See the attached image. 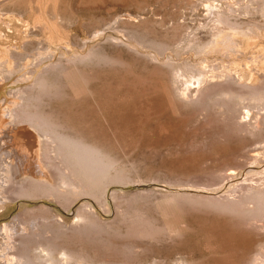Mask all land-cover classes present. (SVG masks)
<instances>
[{
  "label": "rangeland",
  "instance_id": "1",
  "mask_svg": "<svg viewBox=\"0 0 264 264\" xmlns=\"http://www.w3.org/2000/svg\"><path fill=\"white\" fill-rule=\"evenodd\" d=\"M0 135V264L263 261L264 0H0Z\"/></svg>",
  "mask_w": 264,
  "mask_h": 264
},
{
  "label": "bare ground",
  "instance_id": "2",
  "mask_svg": "<svg viewBox=\"0 0 264 264\" xmlns=\"http://www.w3.org/2000/svg\"><path fill=\"white\" fill-rule=\"evenodd\" d=\"M19 114V113H18ZM4 116V113H3V115H2V119H6V118H4L3 117ZM12 116H13V114L12 113H10V111L8 110V119H11L12 118ZM15 116L16 115H14L13 117L15 118ZM17 118V117H16ZM24 118V117H23ZM13 119V118H12ZM14 120V119H13ZM15 121V120H14ZM18 121V120H17ZM21 121V120H20ZM17 123V122H16ZM23 123H24V121H23ZM12 125H13V123H11ZM22 124V123H21ZM27 124V123H26ZM42 124V123H41ZM11 125V126H12ZM17 125H19V124H17ZM38 126H39V123H38ZM13 127V126H12ZM40 127V126H39ZM8 128H10V126H8ZM7 127H6V132H7V129H8ZM14 128V127H13ZM12 129V128H11ZM41 130V129H40ZM39 132V131H38ZM41 132V131H40ZM1 136V135H0ZM3 136V138L2 137H0V140H1V142H0V212L3 210V209H5L6 208V203L8 202V198H6L5 196L6 195H4L6 192H9V190H10V187L8 186V189L7 190H4V191H2V189H3V187L4 186H6V185H11V182H12V172H11V167L13 166V163H15V160L14 159H12V156H13V154H12V152L9 150V149H6V143H5V138H4V135H2ZM11 136V135H10ZM9 136V137H10ZM66 140V139H65ZM62 141V145H61V147H64V148H61L60 150H64V151H66V153L68 154H71L72 156H78V158H79V160H86L85 161V163L87 164V169L88 170H90V172H91V174H92V172L93 173H95V172H97V170L100 168V166L98 165V166H96V168L95 167H93L94 165H95V163H96V159H95V156H94V154H92V152L90 151V150H88V149H86V147H82L80 144H77L76 142H74V141H68V139H67V141ZM63 150H62V153H63ZM74 154V155H73ZM71 156V157H72ZM69 157V156H68ZM65 158H66V156H65ZM78 160V161H79ZM77 161V162H78ZM76 162V163H77ZM81 163H82V165L84 164V161L82 162L81 161ZM80 164V163H79ZM15 168V167H14ZM98 171H100V170H98ZM260 193V192H259ZM258 194V193H257ZM262 194H264V193H262ZM260 195V196H255V195H251V194H249L250 196H248V200H246V201H249L248 203H251L252 201L253 202H255V204H256V207H258L259 206V203L261 202V201H263L264 202V195ZM10 201V200H9ZM262 202V204H263V206H264V203ZM228 204V203H227ZM261 204V203H260ZM261 204V205H262ZM230 204H228L227 206L225 205V207L227 208V209H230V210H233L234 211V209H236L237 210V204H231V206H229ZM241 205L242 204H240V206H239V204H238V206L239 207H241ZM258 205V206H257ZM243 206V205H242ZM263 206H262V208H263ZM255 210V209H254ZM257 210L258 209H256L255 210V212L253 213L252 211H247L248 213H250L251 215H253V218L255 217V216H258L257 217V219L255 218V220L257 221L258 220V218H260V216H262V213H261V211H260V209L258 210V212H257ZM245 211V210H244ZM247 212H246V214H247ZM253 213V214H252ZM1 214V213H0ZM252 216H251V221H253L252 219ZM261 219H262V217H261ZM254 220V221H255ZM260 220V219H259ZM258 220V221H259ZM263 220V219H262ZM255 221V222H256ZM22 230H23V228H22ZM0 236L2 237V239L0 238V243L1 244H3L4 245V248L2 247L1 248V250H0V254H5L6 255V258H7V260L9 259V256L10 255H13L12 253L11 254H7V249H12L13 248V245L10 243V236H9V232L8 231H6V228L5 227H1V230H0ZM23 237V236H22ZM17 238V237H16ZM19 238V237H18ZM11 244V245H10ZM15 247V246H14ZM42 248V247H41ZM47 248V247H46ZM13 249H15V248H13ZM43 250V249H42ZM48 250V249H47ZM9 252V251H8ZM11 252H13V251H11ZM54 253V252H53ZM4 255V256H5ZM13 258H14V256H13ZM26 258V257H25ZM256 259H258V258H256ZM256 259L254 260L255 262H256V264H264V260L262 261L261 260V258H259L257 261H256ZM259 260H261V261H259ZM15 262V261H14Z\"/></svg>",
  "mask_w": 264,
  "mask_h": 264
}]
</instances>
